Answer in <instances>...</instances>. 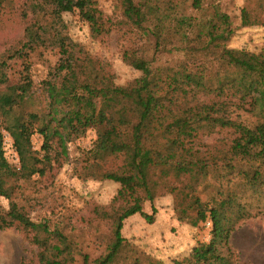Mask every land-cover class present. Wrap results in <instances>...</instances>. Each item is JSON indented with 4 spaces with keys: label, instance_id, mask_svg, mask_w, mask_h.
Wrapping results in <instances>:
<instances>
[{
    "label": "trees",
    "instance_id": "16d2710c",
    "mask_svg": "<svg viewBox=\"0 0 264 264\" xmlns=\"http://www.w3.org/2000/svg\"><path fill=\"white\" fill-rule=\"evenodd\" d=\"M34 1L36 20L27 26L22 47L30 51L40 46L59 48L61 57L43 81L45 108L24 111L28 96L3 116L2 126L13 140L20 168L9 161L0 128V196L9 200V208L0 210V230L14 227L34 233L32 241L38 247L40 264H67L73 260L65 237L34 221L14 199L17 185L11 181L44 174L53 160L60 164L67 155L69 141L83 136L89 128H96V141L87 150V166L100 169L94 173L96 176L119 182L121 187L113 199L120 202L118 208L113 206V212L107 213L113 218L114 239L108 252L95 264L116 260L124 246L122 229L127 218L141 213L149 222L154 221L156 206L152 205L150 214L143 210V202L154 201L157 183L164 176H173L180 182L183 177L193 180L186 185L192 193H187L189 204L183 212L195 210V215L189 216L193 225L208 221L212 226L211 240L195 247L185 259L186 264H231L220 249L230 248L235 224L249 216L247 204L231 191L226 196L214 194L206 198L195 192L200 182L219 169V164L237 172L244 188L264 191V45L258 51L227 47L225 41L232 32L229 16L216 10L214 20L199 32L198 41H205L203 46L198 47L182 32L189 46L186 59L177 65L155 67L146 59L130 57L129 61L142 74L130 84L120 86L98 59L56 28L62 21V12L74 9L72 0H64L59 10L52 11L51 20L48 16L45 21L46 13L40 17L43 1ZM80 1V14L92 30L110 31L96 0ZM256 2L258 6L264 5V0ZM124 5L125 15L139 26L153 12L146 0H124ZM200 5V0H194V7ZM253 12L248 4L244 6L242 23L264 24V15ZM183 24L192 26V19H178L179 27ZM157 32L159 35L158 25L154 28ZM252 89L259 94L252 110L257 121L248 124L240 118L241 111H247L243 96ZM202 95L210 99L202 100ZM217 126L233 130L235 137L230 144L213 148V152L195 149L201 135H211ZM36 132L43 136V155L33 149L32 136ZM108 163L111 165L104 168ZM215 175L222 186L224 176L216 172ZM228 180L232 182L234 178ZM217 192L223 193L222 189ZM55 237L58 239L54 241Z\"/></svg>",
    "mask_w": 264,
    "mask_h": 264
},
{
    "label": "rangeland",
    "instance_id": "374dc122",
    "mask_svg": "<svg viewBox=\"0 0 264 264\" xmlns=\"http://www.w3.org/2000/svg\"><path fill=\"white\" fill-rule=\"evenodd\" d=\"M37 1H43L40 17L46 13L44 21L64 2ZM72 1L74 9L62 12V21L56 24V28L87 54L98 59L113 75L115 84L120 86L130 84L142 74L129 61L130 57L146 59L155 67L177 65L186 59L189 46L182 32L190 36L195 45L203 46L205 41L203 44L198 41L199 32L205 30L206 23L214 20L216 10L229 16L232 32L225 41L227 47L258 51L264 45V24L242 23V8L247 4L251 10L254 9L253 13L259 12L263 17L264 5L258 6L256 0H200L198 8L194 7V0H146L153 12L142 26L134 24L125 15L124 0H96L97 7L103 12L105 26L110 29L103 33H95L89 22L82 18L81 1ZM34 2L0 0V128L4 132V141L13 142L2 126L5 112L28 96L24 111L44 109L43 81L51 75L61 57L59 48L40 46L30 51L22 47L27 26L36 20ZM184 17L192 19V26L183 24L179 27L178 19ZM156 25L160 27L159 35L154 33ZM158 43L159 47H156ZM258 97L257 89L243 96L247 111H241L240 119L248 124L257 121L252 110ZM200 99L207 101L210 96L202 95ZM213 130L211 135H201L194 145L195 149L213 152V148L228 145L235 137L230 128L217 126ZM96 138L97 129L89 128L83 136L68 142V153L61 158L60 164L53 160L51 165L46 166L44 174L36 173L29 178L20 177L11 181L17 185L14 199L30 217L65 237L71 246L69 257L73 258L67 264H95L96 259L108 252L114 239L113 218L107 213L120 204L113 199L121 184L96 176L94 173L100 171L96 167L88 168L87 150L93 147ZM43 141L39 132L32 136L33 149L42 155ZM5 151L11 164L19 169L20 164L15 163L11 149ZM215 172L224 176L222 186ZM237 175L224 164H219L217 171L197 185L195 193L206 198L214 194L226 196L231 191L239 201L247 204L249 216L235 224L230 248L223 246L220 252L231 264H264V255L261 254L264 248V191L258 193L244 188L243 179ZM232 177L234 180L229 182ZM191 183L193 180L189 181L187 177H183L181 182L173 176H164L159 180L154 201L143 202V210L150 214L153 212L152 205L156 206L154 221L149 222L141 213L127 218L122 229L125 238L123 249L111 264H134L136 261L139 264H186L185 259L192 255L195 247L211 240V224L205 221L193 225L189 216L195 215V210L183 212L189 204L187 193H192L186 185ZM172 187L176 189L172 191ZM218 189H222L223 193H218ZM8 208L9 200L0 196V210ZM243 232H248L249 242L240 238ZM33 234L14 227L0 230V264H40L38 247L32 241ZM236 241L245 245L247 254L251 251L256 262L242 253Z\"/></svg>",
    "mask_w": 264,
    "mask_h": 264
},
{
    "label": "crops",
    "instance_id": "0c3cea01",
    "mask_svg": "<svg viewBox=\"0 0 264 264\" xmlns=\"http://www.w3.org/2000/svg\"><path fill=\"white\" fill-rule=\"evenodd\" d=\"M240 238L241 239H246L247 240L246 242H249L248 232H243L242 235L240 236ZM236 243H237L238 246H240V249L242 250V253L246 254V257L248 256V257H251L252 259L255 260V258H253V256L250 254L251 251L248 252V254H247V249H246L245 245H242V244L240 245V242H238V241H236ZM262 252L263 253H261V254L264 255V248H263ZM255 262H256V260H255Z\"/></svg>",
    "mask_w": 264,
    "mask_h": 264
},
{
    "label": "built area",
    "instance_id": "2783aa9c",
    "mask_svg": "<svg viewBox=\"0 0 264 264\" xmlns=\"http://www.w3.org/2000/svg\"><path fill=\"white\" fill-rule=\"evenodd\" d=\"M4 146H5V150H7V149H11L10 152L13 153L14 161H15L16 164H18V163H19V157H18V154H17L16 149H15L14 146H13V143L10 142V141L7 139V140L5 141V143H4Z\"/></svg>",
    "mask_w": 264,
    "mask_h": 264
}]
</instances>
